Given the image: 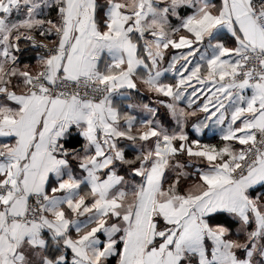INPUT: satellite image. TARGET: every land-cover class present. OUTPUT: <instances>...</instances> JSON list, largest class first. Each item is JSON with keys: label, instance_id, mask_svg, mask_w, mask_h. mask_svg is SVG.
Returning a JSON list of instances; mask_svg holds the SVG:
<instances>
[{"label": "snow or ice", "instance_id": "snow-or-ice-1", "mask_svg": "<svg viewBox=\"0 0 264 264\" xmlns=\"http://www.w3.org/2000/svg\"><path fill=\"white\" fill-rule=\"evenodd\" d=\"M0 264H264V0H0Z\"/></svg>", "mask_w": 264, "mask_h": 264}]
</instances>
